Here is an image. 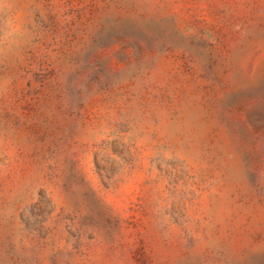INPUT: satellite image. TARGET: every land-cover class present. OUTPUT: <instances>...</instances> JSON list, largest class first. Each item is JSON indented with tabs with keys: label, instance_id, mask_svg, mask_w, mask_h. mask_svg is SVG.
<instances>
[{
	"label": "rangeland",
	"instance_id": "rangeland-1",
	"mask_svg": "<svg viewBox=\"0 0 264 264\" xmlns=\"http://www.w3.org/2000/svg\"><path fill=\"white\" fill-rule=\"evenodd\" d=\"M0 264H264V0H0Z\"/></svg>",
	"mask_w": 264,
	"mask_h": 264
}]
</instances>
